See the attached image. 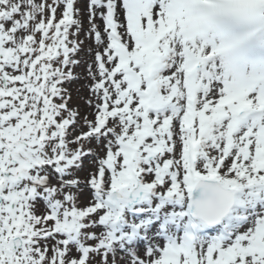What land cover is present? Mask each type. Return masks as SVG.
Listing matches in <instances>:
<instances>
[{"label":"snow or ice","instance_id":"1","mask_svg":"<svg viewBox=\"0 0 264 264\" xmlns=\"http://www.w3.org/2000/svg\"><path fill=\"white\" fill-rule=\"evenodd\" d=\"M77 3L0 0V264H264V0H88L83 116Z\"/></svg>","mask_w":264,"mask_h":264},{"label":"rangeland","instance_id":"2","mask_svg":"<svg viewBox=\"0 0 264 264\" xmlns=\"http://www.w3.org/2000/svg\"><path fill=\"white\" fill-rule=\"evenodd\" d=\"M82 0H78V3H77V7L81 10V16H80V19L82 20V23L84 22V18H83V11H82ZM86 27V26H85ZM83 26V28L85 29L84 32H82L80 34V40L83 41L82 45H81V48L83 49L84 52H87V48L89 47V44H93V40L88 38L87 35H86V28ZM94 52L95 50L93 51V54L90 56V59H93L94 57ZM86 55V54H85ZM89 58V57H88ZM76 60L79 61V58H78V55H76L75 57ZM88 60V59H87ZM87 60H83V68H80L79 66V63L72 69L73 71V74L74 76L76 77V79L71 82V83H68L66 84L65 86L67 87L70 95H71V100H70V107H73V108H78L80 113H81V116L85 115V114H88V105H87V101L89 99V97H85L84 93L80 92L83 90H85L86 92V89L85 87L87 86V80H84V79H81L79 74H78V70L80 72H83V73H86L88 71V67H89V64L90 62L88 63ZM88 63V64H87ZM86 162H89V161H86ZM92 168V164L91 162H89L88 164H85L84 165V171L80 172L79 173V177L81 180H83L85 177H87L88 175V172L89 170ZM89 194H88V190L85 189L81 194H80V206L83 207L85 206L88 202H89Z\"/></svg>","mask_w":264,"mask_h":264},{"label":"bare ground","instance_id":"3","mask_svg":"<svg viewBox=\"0 0 264 264\" xmlns=\"http://www.w3.org/2000/svg\"><path fill=\"white\" fill-rule=\"evenodd\" d=\"M82 2H83L82 3V11H83V18H84L83 26L84 27L86 26L85 28L87 30V28H88V21H87V3H88V0H82ZM95 47L96 46H95L94 43L93 44L90 43L89 44V47L86 50L87 52H84L83 49L81 48V51L77 54L78 55V58H79V66H80V68H83V60H85V59L86 60L88 59L87 60L88 63L90 62L89 66L93 64V59H90V56L93 54V51L95 50ZM78 74H79V76H80L81 79L87 80V86L85 87L86 92H85L84 88L80 92L81 93L83 92L86 98L87 97L90 98L89 85L91 84V80L88 78V71L86 73H83V72H80L78 70ZM87 111H88V114H90L91 111H92V109H90L88 107V110ZM88 118L91 119L92 118L91 115H89ZM89 162H86L85 161V164H88ZM88 194H89V198H90V192L89 191H88Z\"/></svg>","mask_w":264,"mask_h":264}]
</instances>
